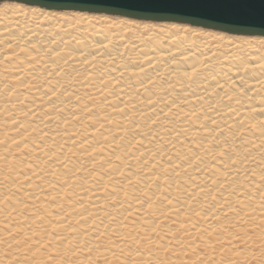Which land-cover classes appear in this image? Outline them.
I'll use <instances>...</instances> for the list:
<instances>
[{
  "label": "bare ground",
  "instance_id": "6f19581e",
  "mask_svg": "<svg viewBox=\"0 0 264 264\" xmlns=\"http://www.w3.org/2000/svg\"><path fill=\"white\" fill-rule=\"evenodd\" d=\"M21 4L0 264H264V36Z\"/></svg>",
  "mask_w": 264,
  "mask_h": 264
},
{
  "label": "water",
  "instance_id": "95a60500",
  "mask_svg": "<svg viewBox=\"0 0 264 264\" xmlns=\"http://www.w3.org/2000/svg\"><path fill=\"white\" fill-rule=\"evenodd\" d=\"M49 10L167 21L229 34L264 36V0H0Z\"/></svg>",
  "mask_w": 264,
  "mask_h": 264
},
{
  "label": "rangeland",
  "instance_id": "374dc122",
  "mask_svg": "<svg viewBox=\"0 0 264 264\" xmlns=\"http://www.w3.org/2000/svg\"><path fill=\"white\" fill-rule=\"evenodd\" d=\"M14 4H21V3H17V2H0V8H3V9H5L6 8V10L7 11H9V9L12 7V6H14ZM21 5H23L24 7H30V6H28V5H25V4H21ZM11 10V9H10ZM45 10V9H44ZM58 12V11H57ZM62 13V12H61ZM64 14H71V13H67V12H64ZM104 16H107V15H104ZM96 18L98 17V15L97 16H95ZM109 17H113V16H109ZM114 19V18H113ZM129 20H132V19H129ZM133 21V20H132ZM143 22H145V21H143ZM154 23H156V22H154ZM187 26H189L190 28H194V29H202V28H197V27H193V26H190V25H187ZM202 30H206V29H202ZM225 34V33H224ZM226 35H229V34H226ZM229 36H232L233 38L234 37H236V36H233V35H229ZM238 37H241V36H238Z\"/></svg>",
  "mask_w": 264,
  "mask_h": 264
}]
</instances>
